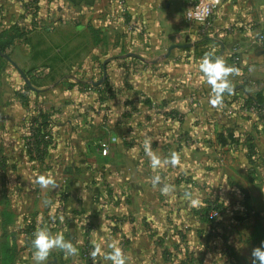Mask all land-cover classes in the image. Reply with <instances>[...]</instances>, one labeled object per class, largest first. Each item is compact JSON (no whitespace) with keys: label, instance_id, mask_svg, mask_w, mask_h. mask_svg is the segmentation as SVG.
I'll list each match as a JSON object with an SVG mask.
<instances>
[{"label":"crops","instance_id":"obj_1","mask_svg":"<svg viewBox=\"0 0 264 264\" xmlns=\"http://www.w3.org/2000/svg\"><path fill=\"white\" fill-rule=\"evenodd\" d=\"M190 2L0 0V35L20 31L0 48V264H34L41 228L78 249L45 264H113V243L126 264L245 260L231 237L254 245L264 224V0H223L202 36ZM205 54L236 70L216 106ZM37 120L41 156L26 146Z\"/></svg>","mask_w":264,"mask_h":264},{"label":"clouds","instance_id":"obj_2","mask_svg":"<svg viewBox=\"0 0 264 264\" xmlns=\"http://www.w3.org/2000/svg\"><path fill=\"white\" fill-rule=\"evenodd\" d=\"M199 70L204 74L208 84L212 87L214 96L210 99V104L216 106L221 103L222 94L225 92L231 94V86L228 77L236 70L227 66L223 58H210L208 54H205L199 64ZM149 155L151 156L152 167L156 168L159 166L161 163L160 160L151 153H149ZM170 162L173 165L178 163V157L175 153L172 155ZM159 179L158 176L154 178V185L159 183ZM38 182L41 187H47L51 183V180L40 177ZM161 191L167 194L170 189L168 186H165ZM185 195L190 196V194L187 193ZM191 202L193 204L196 203L195 200ZM32 245L34 249L32 256L34 264H45V261L54 249L63 251L66 256L75 257L78 253V249L70 241L65 240L63 235L56 234L53 236L46 228H41L34 234ZM109 247L112 251L106 258L111 260L113 264H126L122 250L117 247L115 243L110 244ZM99 251L100 248L97 247L92 255L95 256ZM251 256L252 264H264V245L253 249Z\"/></svg>","mask_w":264,"mask_h":264},{"label":"built area","instance_id":"obj_3","mask_svg":"<svg viewBox=\"0 0 264 264\" xmlns=\"http://www.w3.org/2000/svg\"><path fill=\"white\" fill-rule=\"evenodd\" d=\"M223 0H191L187 10L184 13V18L194 26L196 32L201 36L206 34L212 26L215 13L219 10ZM138 27L136 21H131L128 24V30L132 31ZM51 144V137L47 131H43L35 126L26 136L27 148L41 156L42 153L49 148ZM107 149L103 151L106 155ZM212 220H218L221 217V212L212 208L209 213Z\"/></svg>","mask_w":264,"mask_h":264},{"label":"trees","instance_id":"obj_4","mask_svg":"<svg viewBox=\"0 0 264 264\" xmlns=\"http://www.w3.org/2000/svg\"><path fill=\"white\" fill-rule=\"evenodd\" d=\"M73 3H75V0H73ZM19 32L20 31L18 28H13L11 33H9V34L3 33L0 35V48H1L2 52H6L15 43V40L19 37V34H20ZM262 101L263 100L261 98H256L257 104L261 105L263 103ZM44 120H45V118H44ZM36 122H37V125L40 127L41 130H43V131L48 130V123H43L42 121H39V120H37ZM228 141H231L232 143L235 142L234 136L232 134H229L227 138H225L223 135L219 136V142L221 143V145L227 144ZM211 209L212 208L208 209L209 213H210ZM208 212H207V214L209 217ZM254 235H255V237H252V238L255 241L256 245H259V247L261 245H264V224H262L259 220H257L255 225H254Z\"/></svg>","mask_w":264,"mask_h":264},{"label":"rangeland","instance_id":"obj_5","mask_svg":"<svg viewBox=\"0 0 264 264\" xmlns=\"http://www.w3.org/2000/svg\"><path fill=\"white\" fill-rule=\"evenodd\" d=\"M226 238H230V237H226ZM247 237H231V244L235 246V253L237 254L238 257L245 259L244 261L248 262H252V250L259 247V245H256L253 243H248L246 241ZM221 257H222V253H221ZM219 263H223V259H219L218 260ZM243 261V262H244ZM242 260H241V264H243Z\"/></svg>","mask_w":264,"mask_h":264},{"label":"water","instance_id":"obj_6","mask_svg":"<svg viewBox=\"0 0 264 264\" xmlns=\"http://www.w3.org/2000/svg\"><path fill=\"white\" fill-rule=\"evenodd\" d=\"M171 51H172V49L169 50L168 54H170ZM129 57H136V56L133 55V54H131V55H129ZM5 58H6L7 60L11 61L10 58H9V56H5ZM106 66H107V63H105V66H104V71H105L104 78H103L99 83H97L96 86L101 85L102 83H104V82L106 81V79H107ZM27 83H28V85H29L30 87H32V86H31V83H30L29 81H27Z\"/></svg>","mask_w":264,"mask_h":264}]
</instances>
